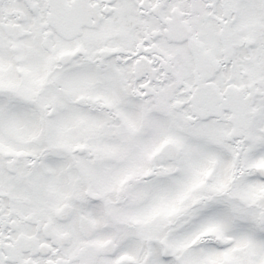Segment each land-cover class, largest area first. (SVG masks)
<instances>
[{"label": "snow or ice", "instance_id": "1", "mask_svg": "<svg viewBox=\"0 0 264 264\" xmlns=\"http://www.w3.org/2000/svg\"><path fill=\"white\" fill-rule=\"evenodd\" d=\"M0 264H264V0H0Z\"/></svg>", "mask_w": 264, "mask_h": 264}]
</instances>
